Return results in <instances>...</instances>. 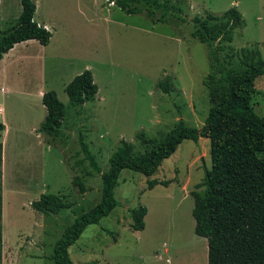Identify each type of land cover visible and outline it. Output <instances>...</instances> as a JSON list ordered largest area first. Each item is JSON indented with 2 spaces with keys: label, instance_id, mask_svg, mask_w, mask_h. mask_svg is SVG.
Instances as JSON below:
<instances>
[{
  "label": "rangeland",
  "instance_id": "obj_1",
  "mask_svg": "<svg viewBox=\"0 0 264 264\" xmlns=\"http://www.w3.org/2000/svg\"><path fill=\"white\" fill-rule=\"evenodd\" d=\"M34 1L35 17L50 27L52 51L35 53L36 46L29 45L41 61L20 63L27 72L19 80L7 69V84L33 92L45 83L64 105V122L49 143L37 130L30 133V104L13 96L6 100L11 104L9 124H20L21 131L11 130L3 138L0 264H55L50 258L55 242L66 226L98 203L100 174L109 169L122 139L142 153L179 120L200 128L213 93L225 86L217 80V54L235 74L245 69V62L264 60V0H166L159 9L139 4L153 10L156 21L144 13L126 14L111 0ZM232 6L242 14L243 25L229 40L209 45L191 36L192 18ZM20 9V0H0L2 31L15 24ZM85 69L91 70L98 91L92 101L76 104L64 88ZM165 80L167 93L157 87ZM254 87L251 104L264 117V75ZM138 132L146 144L141 145ZM79 136L99 172L85 159ZM210 165L209 139L201 137L197 143L183 140L149 176L121 170L113 193L118 205L69 247L72 263L207 264V241L194 233L191 193L203 192ZM75 176L84 193L72 184ZM151 180L165 183L150 187ZM41 194L61 195L72 206L42 215L30 205ZM139 205L147 208L144 229L132 231L129 210Z\"/></svg>",
  "mask_w": 264,
  "mask_h": 264
},
{
  "label": "trees",
  "instance_id": "obj_2",
  "mask_svg": "<svg viewBox=\"0 0 264 264\" xmlns=\"http://www.w3.org/2000/svg\"><path fill=\"white\" fill-rule=\"evenodd\" d=\"M111 1L126 14L144 13L156 21L153 10H144L139 4L159 9L166 0ZM20 5L15 24L4 31L0 28V61L16 43L34 39L41 45H47L50 40L51 32L34 19V0H20ZM177 10L180 11V8ZM158 21L164 23L163 18ZM191 22L194 27L191 36L212 45L229 40L232 31L243 25V17L237 7L232 6L218 14L206 11L204 17L195 16ZM216 61L220 74L217 80L223 81L225 86L213 93L203 125L200 128L191 127L179 120L158 143L142 153L133 152V146L122 139L109 158V169L100 174L102 188L98 203L66 226L55 242L50 256L55 264H73L69 247L87 226L98 224L118 205L113 193L121 170L129 169L149 176L175 152L183 140L190 139L197 143L201 137L209 139L211 165L204 171L203 192L191 193L194 201L191 214L195 222L194 233L207 241V264H264V155H261L264 154V117L258 116L251 104L255 92L254 81L264 75V60L258 57L255 61L245 62V69L237 74L230 71L228 63L218 54ZM157 87L167 93L170 85L165 80L159 82ZM64 90L71 102L82 104L94 99L98 87L91 70L85 69L75 75ZM41 101L46 115L37 132L43 134L47 142L54 143L63 129L64 105L54 90L43 92ZM4 128L0 121V131ZM135 135L141 145L146 144L143 132ZM79 142L85 159L99 172L82 136H79ZM2 163L0 142V251ZM158 183L165 182L151 180L149 186ZM72 184L80 193L85 192L79 176L72 179ZM30 205L42 215H56L60 210L72 206L58 194H41ZM129 213L131 230H143L147 208L139 205L130 209Z\"/></svg>",
  "mask_w": 264,
  "mask_h": 264
},
{
  "label": "crops",
  "instance_id": "obj_3",
  "mask_svg": "<svg viewBox=\"0 0 264 264\" xmlns=\"http://www.w3.org/2000/svg\"><path fill=\"white\" fill-rule=\"evenodd\" d=\"M36 11H37V5H36ZM36 11L34 15L35 21L39 25L43 26L48 31H50V27L47 23H45L44 21L38 20L35 17ZM51 40H52V35L47 45H41L38 43V41L34 39L16 43L7 53L3 55L0 61V121L5 126L4 130L0 131V140H1L0 142L2 143V162L3 163H4V160H3L4 158L3 140L4 139L3 138H5L6 134H8L11 130H13V132L15 133L21 131V126H19L20 124L14 127H11V125L9 124L11 118L9 117V114H8V108H10L9 105L11 104H7L8 102L6 100L10 99V97L8 96H13L17 100L21 102H25V104L27 105L30 104L28 107L30 109H33V119H32V123L29 128H30V133H35L39 124L42 122L44 116L46 115V108L42 104L41 98H42L43 92L48 90L45 83H40L36 85V88H34L35 90L33 92L25 90L24 88L15 89L12 87V84L11 85L7 84L6 70L10 69L11 70L10 74H12L15 78H18V80L21 79L26 74L27 71L25 67L23 69L19 68V64L22 62L30 61V60H35V61L40 62L41 55H38V54L32 55L33 53L31 52L33 50H36L35 53L43 52V50L52 51ZM29 45H34L36 47L35 49L31 51L30 49L27 48L29 47ZM23 81L25 80H22L21 82Z\"/></svg>",
  "mask_w": 264,
  "mask_h": 264
}]
</instances>
